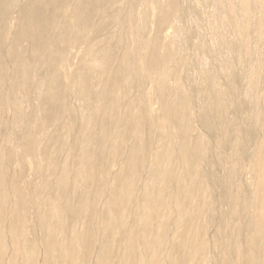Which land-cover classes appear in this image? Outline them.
Listing matches in <instances>:
<instances>
[{"label": "bare ground", "instance_id": "bare-ground-1", "mask_svg": "<svg viewBox=\"0 0 264 264\" xmlns=\"http://www.w3.org/2000/svg\"><path fill=\"white\" fill-rule=\"evenodd\" d=\"M0 264H264V0H0Z\"/></svg>", "mask_w": 264, "mask_h": 264}]
</instances>
